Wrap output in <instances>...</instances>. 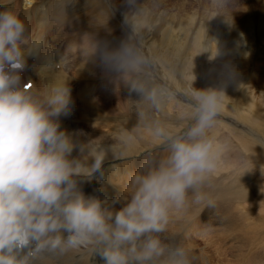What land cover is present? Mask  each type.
Masks as SVG:
<instances>
[{
	"label": "clouds",
	"instance_id": "obj_1",
	"mask_svg": "<svg viewBox=\"0 0 264 264\" xmlns=\"http://www.w3.org/2000/svg\"><path fill=\"white\" fill-rule=\"evenodd\" d=\"M41 44L25 35V24L15 11L0 10V264H36L45 253L79 251L97 253L103 264H189L187 250L174 236L162 239L161 234L167 233L173 214L190 204L215 206L203 189L221 153L208 130L221 111L223 87L189 85V108L180 113L179 130L146 111L139 113L161 152L145 153L140 169L130 177L127 202L113 210L77 187L76 176L103 177L105 151L88 145L91 164L69 158L74 142L55 119L69 113L66 82L57 81L40 93L20 83L25 55H35ZM95 51L112 70L144 62L127 46L109 50L97 45ZM129 91L156 110L169 95L162 87L135 79L129 81ZM134 139L135 130L125 133L121 142Z\"/></svg>",
	"mask_w": 264,
	"mask_h": 264
},
{
	"label": "bare ground",
	"instance_id": "obj_2",
	"mask_svg": "<svg viewBox=\"0 0 264 264\" xmlns=\"http://www.w3.org/2000/svg\"><path fill=\"white\" fill-rule=\"evenodd\" d=\"M4 9H12L23 20L25 35L42 42L35 55H25L26 76L20 80L21 85L30 82V90L40 93L57 81H65L70 89L68 115L61 114L55 118L59 123V128L64 130L74 142L75 146L69 158L91 164L93 157L89 155L87 146H97L82 142L79 135L71 129L70 123L73 116L78 114L77 110H81L83 102L87 104L84 121L90 128L96 130L97 136L103 139L102 144L99 145L105 151L101 166L103 177L95 173L91 177L84 175L75 177L77 187L85 197H95L102 202V206L113 210L119 209L127 202L125 191L130 190V177L135 173L131 167L134 162L130 156L115 162L114 149L110 142L113 118L109 105L120 94L126 97L132 108L139 107L141 111H146L150 118L159 120L166 126H173L175 113L187 111L189 108V100L185 95V89L189 85L194 88L223 87L225 96L221 111L211 129L215 134L220 131L226 132L229 136L227 140H232L235 145L251 151L254 157L259 156L264 165V90H259L254 96L255 87L246 85L247 82H251L252 77L264 79V36L257 33L264 31V10H260L256 15L248 11L252 14L241 18V27L234 29L224 27L223 23L218 21L210 36L205 34L207 28L202 24L190 36L189 17L177 21L173 18L169 24L163 20V27L158 25L156 27L160 30V34L157 35L159 48L156 49L154 41L145 40L147 31L143 30V23L135 20L136 22L133 21L134 23L130 24V13L132 12L123 8L124 15L116 13L112 9L111 0H8L7 3H0V10ZM111 41L115 44L111 45L110 50H116L117 44L123 41L125 46L130 49L135 48V52L144 58L143 63L125 70L124 79L140 80L150 86L160 87L150 80V75H152L165 87L163 89L169 95L164 97L159 110L152 108L150 102L140 94L130 92L129 86L124 85L121 90H112L111 83L108 82L111 80L109 79L110 74L104 75L109 67L101 61L98 52L95 51L97 45L107 47ZM185 47L186 52H184ZM215 49H219V54H212ZM225 53H235L247 59L245 70H249L248 78L242 79L233 74H239L237 64H235L237 67L231 68L230 72L228 68L224 74L219 73L218 67L214 66L213 62L226 63ZM202 54L204 55L202 62H199L201 66L193 68L186 65ZM182 64L187 69L176 68ZM99 71L105 72L97 77ZM227 73H229L228 77ZM160 74L162 77H158ZM216 74H221L222 77L213 80ZM228 101L232 104H228ZM172 110L173 113H171ZM128 124L135 130H140L142 127L140 117L134 111L130 112ZM180 127L177 125L174 128L179 130ZM217 136L220 138L223 135ZM81 145L85 146L83 151L80 150ZM238 151L236 156L245 161L246 154L240 149ZM145 153L138 157L139 169ZM221 154H224V151L220 153L219 161L224 162L227 155L222 157ZM220 169V166H216L207 184L209 188L207 192L214 195L230 193L235 199L247 196L252 201L263 200L264 186L262 185L253 189L239 187L236 190L220 192L217 188L218 183L225 178L219 173ZM117 171L128 180L119 188L114 182V174ZM246 171L256 180H264V172L254 177L253 169ZM114 199L116 203H113ZM194 212V207L189 205L185 211L175 213L173 216L185 220V225L187 222L188 225L192 223L196 225L199 219L193 217ZM239 218L238 225L230 224L223 219L215 223L219 225L215 229L218 234L225 232L226 235L232 234L239 237V240L232 245H226L206 232H202L201 237L212 246L218 258H227L222 252H228L230 255L240 242L241 249L244 251L253 241L255 243L253 251L239 261L232 260L230 264L234 261L237 264L243 260L248 264H264V227L253 228L255 219L264 223V214L257 216L254 211H248L242 212ZM169 235L177 239L170 232L161 234V237L168 239ZM184 235L186 234L183 232ZM181 238L187 244L185 249L188 253L189 264H222L217 259L214 263L212 258H209L211 255L204 251L203 247H197L194 240L190 244L189 236ZM36 264H103V259L95 252L91 255L85 251L68 252L63 255L45 253L36 261Z\"/></svg>",
	"mask_w": 264,
	"mask_h": 264
},
{
	"label": "rangeland",
	"instance_id": "obj_3",
	"mask_svg": "<svg viewBox=\"0 0 264 264\" xmlns=\"http://www.w3.org/2000/svg\"><path fill=\"white\" fill-rule=\"evenodd\" d=\"M111 3L112 9L116 13L124 15L123 8L128 9L129 12H132L130 13V24H132L133 21L143 23V30L147 31L145 40L154 41L156 49L159 48V37L157 35L160 34V30L156 27L157 25L163 27V20H165L169 24V21H171L173 18L177 21L181 20L182 18L189 17V21L191 22L189 25L190 36L194 34V32L199 28L200 24L204 25V27L207 28V32H205V34L210 36V34H213L211 32H213V29L216 27V23L218 21H221L224 27L234 29L236 27H241V18L247 16V14L249 15L252 14L251 12H253L256 15V13H259L260 10H264V0H111ZM251 5L253 8L251 7ZM251 8L252 11L250 10ZM248 11L251 12L248 13ZM257 33L261 36H264V31ZM113 44H115V42L111 41L110 45H108L106 48L110 50L111 45ZM123 46H125V44L123 41H121V43L117 44L116 50L120 49ZM186 47L184 49V52H186ZM131 49L135 52V48ZM144 51L147 52L146 48H144ZM225 55L227 56L226 63L218 61L213 62V65L218 67L219 73L224 74V72L227 71L228 68H230V72L231 68L239 66V74H233L240 76L242 79H245V77L248 78L249 70H245V66H247V59L235 53H225ZM203 56V54L200 55L198 58H195L193 61L187 63L186 65L192 66L193 68L201 66L199 62H202L201 60ZM235 64H237V66H235ZM176 68L187 69L183 64L176 66ZM125 70L126 69L112 70L109 68L108 70H105L106 72L104 71L105 73L100 71L97 72V77L101 73H104V75L110 74L111 78L109 79L111 80H108V82L111 83L110 85L112 86V90H121L124 85L129 86L130 78L124 79L123 77L125 76L124 74H126ZM228 76L229 73H227V77ZM158 77H162V75L160 74ZM221 77V74H216L213 76V80H218ZM150 80L158 84L160 87L165 88L155 79L154 76L150 75ZM250 80L251 82H247L246 85H253L255 87L254 96L257 95V92L259 90H264V79L262 77H252L250 78ZM29 83L30 82H27V85H29ZM97 96L101 97V95ZM228 104L232 103L228 101ZM86 105L87 104L83 102L81 110H77L78 114L76 116H73V120L70 123L71 129L79 135L82 142L101 145L103 139L97 136L96 130L90 128L89 125L84 121V119H86ZM109 109L112 110L111 117L113 118V127L111 130L110 142L112 143L114 149L115 162H118V160L126 156H130L132 158V161L134 162L132 164L133 166L131 165V167L134 169V172H136L139 170V156H141L145 152H152V150H154L153 154H157L160 153L161 150L155 146V143L150 137L146 128L142 126L140 130H135L130 124H128V117L130 116V112L134 111L139 115V113L141 112V108H132L127 102L126 97L120 94L109 105ZM171 113H173V110ZM179 117L180 113L176 112L174 118L175 124L173 126H167L174 130V127L177 125H180L182 127L183 121H181ZM133 130H135V139L127 144L122 143L121 137L125 135V133L132 132ZM208 135L214 141V143H218L221 146V153L224 151V154H221V156L224 157L227 155V158L224 162H220L218 160L217 163V166L221 167L219 173L225 176V178L220 181L217 186L220 192L236 190L239 187H242L244 189H253L254 187H259L261 185L264 186V180H256L246 171L247 169H253L254 177H258L263 174L264 165L261 163L259 156L256 155L254 157L251 151L235 145L232 140H227L229 136L226 132L222 133L220 131L215 134L214 130L210 128L208 130ZM217 135L223 136L217 138L219 137ZM220 139L221 141H219ZM238 149L242 150V152L246 154L245 161H242L239 157L236 156L237 153H239ZM127 181L128 180L124 178L123 174H120L119 171L115 172L114 182L117 188H119L121 184L126 183ZM208 189L209 188L206 185L203 191H205L208 197L215 202V206L204 207L202 205L190 204L194 207L195 211L193 217L199 219L198 221H196L197 224L195 225L194 223H192L188 225L187 222V225H185V220H180L179 218L172 216L168 224L169 226H167V228H169V231H167V233H173V235H175L178 240L180 239V241H178L177 239L176 240L184 248L187 247V244L181 237L189 236L188 242L192 244L191 241L194 240L198 245L197 247H203V250L211 255L209 258H212L214 263L216 262V259L222 264H230L232 260L239 261L243 256L249 255L253 251L255 246V243L253 241L244 251L241 249L242 247L240 242L234 252H232L230 255L228 254V252H222V254L226 255L227 258H218V254L208 242L204 241V239L201 237V234L202 232L212 234L214 238L217 237L218 241L223 242L226 245H232L239 240V237L232 234L226 235L225 232H223L222 234H218L217 230H215L219 227L218 224H215L216 221H218L219 219H223L230 224L238 225L240 219L239 216L242 212L254 211L255 215L257 216L263 215L264 198L263 200H260V202L252 201L247 196L243 197L242 199H235L230 193H225L223 195H214L213 193L207 192ZM125 192V200H127L128 195L130 194V190L128 189V192L127 190ZM189 198L191 199V194ZM259 208L261 210H259ZM263 227L264 223L262 221L258 219L254 220L253 228L261 229ZM170 228L172 230H170ZM210 231L212 233H210ZM183 232L186 235L183 236ZM233 263L235 264V261ZM237 264L248 263L243 260L242 262H237Z\"/></svg>",
	"mask_w": 264,
	"mask_h": 264
},
{
	"label": "snow or ice",
	"instance_id": "obj_4",
	"mask_svg": "<svg viewBox=\"0 0 264 264\" xmlns=\"http://www.w3.org/2000/svg\"><path fill=\"white\" fill-rule=\"evenodd\" d=\"M30 86V85H29Z\"/></svg>",
	"mask_w": 264,
	"mask_h": 264
}]
</instances>
